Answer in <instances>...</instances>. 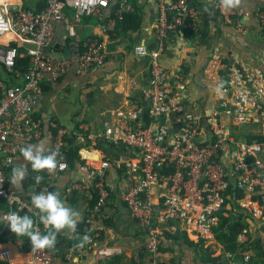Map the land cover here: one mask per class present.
Segmentation results:
<instances>
[{
    "label": "built area",
    "instance_id": "1",
    "mask_svg": "<svg viewBox=\"0 0 264 264\" xmlns=\"http://www.w3.org/2000/svg\"><path fill=\"white\" fill-rule=\"evenodd\" d=\"M209 1L216 5L227 24L249 31L244 18L250 17V11L234 7L229 0ZM46 2L47 7L42 13L26 10L21 3L0 2V36L12 34L13 41L17 42V46L0 45V64L7 74L18 73L17 62L22 58L19 44L36 47L25 50L23 57L31 59L32 67L23 84H11L0 79V199L7 201L10 207L3 214L4 229L17 232L24 222L23 212L35 216V248L30 264L54 263L51 249L41 245L45 234L52 229V221L45 217L39 204L53 197V179L69 170L65 159V137L74 134L62 128L53 116L49 117L48 131L45 121L34 117L41 103L43 79L49 74L54 80H59L73 65L80 69L102 67L107 58L105 43L91 40L82 44L77 40L72 23L67 25L68 36L72 39L68 45L69 56L54 62L47 49L52 47L53 50L58 45L56 27L67 20L66 10L73 11L76 21L84 17H96L102 21L103 12L111 8L112 0ZM157 11L156 49L148 50L144 45L135 48L138 56L151 59V79L147 90V97L151 100L148 113L151 123L135 128L126 123L110 125L96 136L88 137L92 141L99 138L112 145L135 149L139 156L132 161L109 158L101 161L98 167L87 164L81 168L86 179L76 180L67 188L70 194L85 192L92 187L98 191L97 204L87 210L86 222L94 236L85 247L99 260H110L122 254L119 247L103 245L102 229L96 225L102 209L113 196V189L106 181L112 165L119 169L127 167L125 175L129 184L122 192V200L147 234L146 251L151 256L158 254L160 237L169 221L193 226L200 236H214L212 229L219 222L218 213L222 209H231L230 203L225 204L230 197L227 193L230 181L243 192L241 198L234 195L233 199L255 220L264 224V153L261 150L264 144L248 145L242 135L223 120L221 110L207 117L209 123L205 131L202 115L194 112L185 114L178 101L181 81L186 79L184 73L172 74L159 62L171 32L197 29L199 11L189 6L187 0H157ZM132 12L128 0H119L116 11L119 20ZM258 18L264 40V10ZM218 64H222V58L217 55L214 66ZM247 76L243 73V78H231L228 82L226 78H213L223 93L219 97L220 106L226 113L236 114L241 123L250 119L245 104L237 98L242 96L231 100L228 94L233 93L234 87L255 79L245 78ZM174 77L180 80L176 86L171 82ZM257 110L264 127V102L258 104ZM174 115L178 118L172 121ZM45 137L52 145L44 154L34 157L32 145ZM226 145L229 150H226ZM226 153L228 157H225ZM23 157L32 161L37 159L39 170L34 174L32 191L21 195L11 189L13 178L9 169ZM245 235L240 236L242 242ZM77 250L80 252L83 248ZM0 254L5 260L12 261L8 248L2 249Z\"/></svg>",
    "mask_w": 264,
    "mask_h": 264
},
{
    "label": "crops",
    "instance_id": "2",
    "mask_svg": "<svg viewBox=\"0 0 264 264\" xmlns=\"http://www.w3.org/2000/svg\"><path fill=\"white\" fill-rule=\"evenodd\" d=\"M229 1L234 7L251 12L250 17L244 18L248 32L227 24L216 5L209 0H187L189 6L196 8L200 13L198 27L196 30L171 32L159 62L171 70L172 74L184 73L182 74L186 79L181 81L178 101L183 105L185 114L194 112L202 115L205 131L209 123L207 117L220 110L219 97L223 95L213 78H226L228 82L231 78H243V73L248 74L245 78H255L237 88L234 87L233 93L228 94L231 100L235 96H242L237 98L245 104L250 117L246 123L239 122L236 114L230 115L224 110L221 111L223 120L230 124L231 128L238 130L240 128L241 132L250 135L264 136L263 122L257 110L258 104L264 102V76H262V73L264 74V40L258 18L259 13L264 10V0ZM0 2L21 3L24 7L27 3L26 0H0ZM128 2L133 12L134 9L137 10L141 18L140 27L138 30H133L130 25L123 29L120 27L121 34L114 40L109 33L113 32L116 26L119 0H112L111 8L103 12L102 21L96 17H84L76 21L73 11H65L67 20L56 27L58 45L49 53L53 61L59 62L65 52L66 43L69 45L72 40L67 32V25L70 23L75 25L77 40L82 44L91 40L104 42L107 47V58L102 67L80 69L77 65H73L67 75L58 78L59 80H54L55 78L49 74L45 75L41 103L34 117L45 121L47 131L50 116L57 119L60 126L70 133L75 134L76 127L79 126L88 134V137L96 136L110 125L126 123L134 128L146 125V118L151 107V100L147 97L151 79V59L138 56L135 48L139 45L146 46L148 50L157 47L155 35L158 16L157 0H128ZM30 10L42 13L38 11L35 2ZM87 29L89 31L86 34ZM11 37V34L0 36V45H16L17 42H14ZM19 45L22 58H28L23 57L27 48L24 44ZM217 55L221 56L222 64L214 66ZM0 68L1 80L11 84L24 83L28 71L20 70L21 73L10 75L1 64ZM178 81L180 80L175 77L171 80L175 86ZM177 118L178 115H174L172 121ZM251 126H257V128L252 129ZM87 140L90 142L87 147L81 149L80 161L76 166L53 179V197L51 201L39 207L45 217L52 221L53 236L47 239V243L49 242L47 247L52 249V253L54 252L53 264H113L114 262L158 264L172 259L178 260L180 264H203L200 253L189 246L185 240L173 242L164 240L162 237L161 246L167 252H158L155 256L147 253V234L122 200V192L129 184L127 175L116 165H112L106 174V181L113 189V201L106 208L105 214L99 216L96 225L104 233L101 235L103 245L119 247L122 254L110 260H99L93 252L84 247L80 252L68 251L64 259L61 257L62 252L57 251V245L65 247V243L74 237L76 227L83 221L92 199L89 191L88 194L75 197H71L67 192L70 184L76 180L86 179L81 168L87 164L98 167L101 161L109 158L132 161L139 156V152L135 149L112 145L103 139L98 138L92 141L87 138ZM51 145L52 142L48 137L32 145L34 157L44 154ZM226 150H229L228 145ZM261 150L264 153V145ZM225 157H228V153ZM32 162L31 159L23 157L9 169V174L13 178L11 189L21 195L27 193L25 177L32 169ZM6 210L4 200L0 199V251L8 248L11 251L12 261L5 260L1 254L0 257L10 263L30 264L32 253H23V241H15L13 235L7 234L4 229L3 214ZM262 226L261 223L252 224V231L256 238L259 237L264 242ZM165 229L172 235L178 230V228L170 230L166 227ZM179 229L187 234V238L192 243L198 244L200 240H205V246L213 249L215 258L223 254V248L218 244L215 236H200L195 227H188L181 223Z\"/></svg>",
    "mask_w": 264,
    "mask_h": 264
},
{
    "label": "trees",
    "instance_id": "3",
    "mask_svg": "<svg viewBox=\"0 0 264 264\" xmlns=\"http://www.w3.org/2000/svg\"><path fill=\"white\" fill-rule=\"evenodd\" d=\"M26 6L25 9L30 10L33 6L34 2L37 5V9L39 12H43L46 7L47 3L46 0H35V1H29L26 0ZM116 26L114 28V31L109 33L112 40L116 38L117 35H120V27L126 28L127 25H130L133 30H138L141 23V18L138 15L137 10L134 9V12L131 14L126 15L122 20L115 19ZM116 34V35H115ZM12 38V37H11ZM17 46V45H14ZM19 51L21 52L20 48ZM17 71L21 73L27 72L31 66L30 59L28 58H19L17 62ZM21 70V71H20ZM147 123L148 126L151 121L149 114L147 115ZM236 129V128H235ZM240 135L245 139L248 145L253 144H264V136L262 135H250L246 134L245 132H241L240 128L239 130L236 129ZM88 134L81 130L79 126L76 127V133L72 134L71 136L65 137V152H66V162L69 165V168L76 166V164L80 161V151L83 147H87L89 144V140H87ZM251 160H254V158H251ZM32 169L28 172V174L25 177V186L27 193L32 191V184H33V177L34 174L39 170L37 166V159L32 162ZM126 165L124 166V172H126ZM12 174V171H11ZM91 194V203L89 205L88 209H92L95 207V205L98 202V191L92 187L90 190H88ZM73 192L70 194L71 197L78 196L80 194H88L87 192ZM227 193L230 195L228 199H226V203H230V210L222 209L220 213H218V224L212 229V232L215 236L216 241L219 245L223 248V254L215 258L214 257V251L210 247H206L205 240H200L198 244L192 243L187 238V234L183 233L179 229V223L176 221H169L164 227L166 228H178V230L172 235L168 230H163L162 237H164V240H172L173 242L179 241V240H185L187 244L191 247H193L196 251H198L200 254V260L203 264H232V263H240V264H264V242L261 238L255 237V233L252 231V224L260 223L257 220L254 219V217L247 213L244 208H242L239 203L233 199L234 195H237V197L241 198L243 196V192L237 188V185L230 181V186L227 191ZM3 200V199H2ZM51 201H42L39 204V207L43 205L44 203H47ZM112 197L108 201V205L104 207L100 213V215L105 214L106 208L110 206V203L112 202ZM4 203L6 204L8 212L10 210L9 204L7 201L4 200ZM226 214V215H225ZM22 215L24 216V222L20 226V229L17 232H13L11 230H6L7 234L13 235V238L15 241H23L22 244V252L30 254L34 251L35 248V241L33 239V235L35 232V224H36V218L35 216L31 215L28 212H23ZM87 210L85 212V217L81 223H79L76 227V232L74 234V237L70 240H68L67 243H65V247L57 245V251H61V257L64 259L66 257V254L70 250H77L79 248H84L89 239L94 236L93 232L90 230L89 226L87 225ZM108 223V219H106ZM262 224V223H261ZM157 225V223H155ZM111 226V224H110ZM264 229V224L262 226ZM246 230L248 232L246 233ZM104 234V233H102ZM246 234L245 241L240 240V236ZM53 236V230L51 229L45 234L44 241L41 242L42 246L47 247V239L51 238ZM160 244L158 252H167V250H164ZM52 250V249H51ZM56 253V251H55ZM57 254V253H56ZM54 255V252H53ZM250 257L247 260V257ZM0 264H28V263H10L8 261H5L1 259L0 257ZM113 264H118V262H114ZM158 264H180L178 260L172 259L169 262L166 263H158Z\"/></svg>",
    "mask_w": 264,
    "mask_h": 264
},
{
    "label": "water",
    "instance_id": "4",
    "mask_svg": "<svg viewBox=\"0 0 264 264\" xmlns=\"http://www.w3.org/2000/svg\"><path fill=\"white\" fill-rule=\"evenodd\" d=\"M88 31H89V29L86 30V34L88 33ZM83 38H84V37H83ZM191 45H192V44H191ZM24 47H26L27 49H28V48H36L35 46H32V45H30V44H24ZM47 50H48L49 53H51V52H52V47H49ZM68 56H69V48H68V45H67V43H66L65 52H64L63 56L60 57L59 61H62L64 58H66V57H68ZM90 96H91V95H90ZM251 128H252V129H256L257 126H253V127L251 126Z\"/></svg>",
    "mask_w": 264,
    "mask_h": 264
},
{
    "label": "rangeland",
    "instance_id": "5",
    "mask_svg": "<svg viewBox=\"0 0 264 264\" xmlns=\"http://www.w3.org/2000/svg\"><path fill=\"white\" fill-rule=\"evenodd\" d=\"M0 72H1V68H0ZM1 74H2V73H1ZM220 110H223L221 106H220ZM66 124H68V123H66ZM262 171H264V170H262ZM74 251H76V250H74Z\"/></svg>",
    "mask_w": 264,
    "mask_h": 264
},
{
    "label": "bare ground",
    "instance_id": "6",
    "mask_svg": "<svg viewBox=\"0 0 264 264\" xmlns=\"http://www.w3.org/2000/svg\"><path fill=\"white\" fill-rule=\"evenodd\" d=\"M12 35V34H11ZM13 37V36H12ZM14 38V37H13Z\"/></svg>",
    "mask_w": 264,
    "mask_h": 264
}]
</instances>
